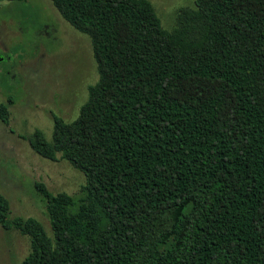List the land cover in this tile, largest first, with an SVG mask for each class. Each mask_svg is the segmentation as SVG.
Here are the masks:
<instances>
[{
  "label": "trees",
  "instance_id": "trees-1",
  "mask_svg": "<svg viewBox=\"0 0 264 264\" xmlns=\"http://www.w3.org/2000/svg\"><path fill=\"white\" fill-rule=\"evenodd\" d=\"M49 1L97 79L73 121L27 138L85 181L78 199L34 185L51 236L0 193L19 264H264V0H194L171 31L147 0Z\"/></svg>",
  "mask_w": 264,
  "mask_h": 264
},
{
  "label": "rangeland",
  "instance_id": "rangeland-1",
  "mask_svg": "<svg viewBox=\"0 0 264 264\" xmlns=\"http://www.w3.org/2000/svg\"><path fill=\"white\" fill-rule=\"evenodd\" d=\"M147 1L165 31L175 28L180 10H195L194 0ZM1 72L8 76L0 77V104L8 121H0V193L9 218L32 219L50 237L34 185L78 199L85 181L58 155L53 161L36 155L27 138L37 130L49 141L52 115L66 123L77 117L87 87L97 79L89 38L66 23L49 0H0ZM28 251L27 236L0 228V264H19Z\"/></svg>",
  "mask_w": 264,
  "mask_h": 264
}]
</instances>
